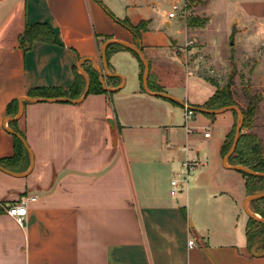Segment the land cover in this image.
<instances>
[{
  "label": "crops",
  "instance_id": "obj_1",
  "mask_svg": "<svg viewBox=\"0 0 264 264\" xmlns=\"http://www.w3.org/2000/svg\"><path fill=\"white\" fill-rule=\"evenodd\" d=\"M203 1L194 7L201 8L207 24L189 28L186 22V28L189 39L197 40L195 48L211 53L205 36L209 18L202 8L208 0ZM148 2L15 0L9 12L0 10V160L15 153L5 122L17 116L20 100L34 89L69 90L78 78L86 86L84 74L89 77L91 68L97 72L105 43L135 46L134 36L106 9L119 21L149 25ZM241 12L242 18L232 17L236 26L229 38L249 33L246 25L256 14ZM169 14L168 29L177 17ZM26 30L31 35L22 41ZM148 30L140 45L150 65V93L143 88L138 58L119 49L110 56L105 76L106 86L116 91L90 94L78 104L23 101L15 126L25 135L34 165L26 176L0 170V264H264L262 245L252 254L257 244L250 246L247 237L246 178L223 164L232 111L213 117L195 112L192 127L207 135L205 147L194 148L191 140L181 145L178 128L185 129V109L154 94L203 108L216 87L184 73L176 40H171V56L183 70L162 65ZM192 86L196 93L189 92ZM178 119L182 126L176 125ZM215 124L221 132L217 144L210 134ZM211 145L219 155L212 169L201 154ZM185 159L198 160L200 169L172 195L171 182ZM31 162L29 155V168ZM21 202L27 203L23 227L8 214ZM191 240L195 246L190 248Z\"/></svg>",
  "mask_w": 264,
  "mask_h": 264
},
{
  "label": "rangeland",
  "instance_id": "obj_2",
  "mask_svg": "<svg viewBox=\"0 0 264 264\" xmlns=\"http://www.w3.org/2000/svg\"><path fill=\"white\" fill-rule=\"evenodd\" d=\"M151 2H155L156 5H152ZM196 3L205 5L207 1L149 0L146 9V16L149 22L148 31L151 33L153 38L152 44L156 46V56L162 65H167L170 67L174 66L175 69H182L181 63L175 61L174 57L171 56V40H176L178 43L174 42V50L184 64V73H192L193 75H197L205 79L207 82L216 87V91L217 87L220 90L228 87L229 93L233 98L232 100L240 111L246 110L247 108L248 92L250 96H260L261 101L258 104V113L250 123H247V127L245 129H243V123L242 133L254 134L260 141L264 150V7L261 9L258 7L260 3H264V0H208V4L202 8L204 9V13H206V17L209 18V25L206 28L207 32L205 36L207 38L208 45L210 46L211 53L207 52V50L198 49L197 47L195 48V41H197L196 38H194V40L189 39V35L187 33L186 22L188 18H197L201 20L205 19L201 15V8L195 9L194 6ZM14 4L15 0H5L0 2V10L3 13L5 11L9 12L13 8ZM174 5H178L180 8L184 6L187 13L185 17H182L178 12L176 19L172 20L171 28L168 29L165 22L168 20L169 12L173 11ZM242 10L256 14L254 16V20L251 22L249 21L247 23L248 25H246L248 27L249 33L241 38L239 34L229 38L232 36L233 27L236 26L233 24V18H242L244 16L240 15ZM261 17L263 20L259 21ZM237 39L238 41H236V46L233 45L232 47L231 43H235V40ZM188 40H193L195 42L194 47L186 46ZM93 71L95 70L92 68L89 69V72L92 74ZM168 77V75H165L167 84L170 83V79ZM93 79L99 80V75L96 76V74H94ZM195 88L196 86H192L191 89H189V92L191 94L196 93ZM81 89L84 93L85 82L84 84L81 82ZM83 93L80 95V97L83 95ZM17 112L18 108L16 106V115ZM232 114L234 116V120L224 141L226 142L227 140V147H229L232 140L234 141L237 124L239 121L237 113L232 112ZM223 116L224 115H221L219 117L223 118ZM192 117H195V112L193 113ZM176 123L177 126H182L183 120L178 119L176 120ZM188 125L195 126V124L192 122ZM219 126L220 125L217 126L215 124L214 126L211 125L210 127V134L215 144H217L216 142H218L221 138V132L218 130ZM178 130V138L181 139V145L188 146V141L191 140L195 142V145L191 144L193 145L192 147L196 148L199 144L205 147V143L207 141L205 137L207 135L204 134V132L193 129V133L187 135L185 129L178 128ZM211 147L212 148L210 149L203 148L201 154H205L207 157L206 159H209L208 162L210 163V167L212 169L214 167L213 159L219 155L216 151V148L214 151L213 145H211ZM224 157L222 158L224 159ZM198 169H200V167ZM195 172L191 173L189 177V183L192 182V177ZM177 177L182 180L181 170L177 172ZM261 186H264V184H253V187H256L257 189H260ZM263 192L264 191L254 194ZM250 208L255 215L260 217L259 214L255 213L252 205H250ZM258 208H264V204H260ZM249 233L250 235L252 234V236H256L258 233L264 234V227L256 226L251 223L249 226ZM256 244L261 246L260 243Z\"/></svg>",
  "mask_w": 264,
  "mask_h": 264
},
{
  "label": "trees",
  "instance_id": "obj_3",
  "mask_svg": "<svg viewBox=\"0 0 264 264\" xmlns=\"http://www.w3.org/2000/svg\"><path fill=\"white\" fill-rule=\"evenodd\" d=\"M106 12L134 36L135 46L141 47L140 45L141 34L148 30V23L141 22L138 25H133L129 20H123V21L117 20L115 16L108 9H106ZM207 22H208L207 19L201 20L197 18H188L187 26L189 28H202L207 24ZM29 31L30 30H26V33L21 38L22 41L27 40V38L31 35ZM119 49L127 50L138 58L140 62V67H141V72H142L141 79L143 83L144 65L142 61L140 60L139 56L135 52L125 49L124 47L118 44H109L107 47L106 55H107L108 67H109L110 56L113 53L117 52ZM94 74H96V76L99 75L98 72L96 71H93V74L88 71V75L90 78V89H89L88 95L106 93V91L104 90L99 80L93 79ZM81 82L84 84V80L78 78L77 82L69 90H62L59 88L34 89L28 92V96L30 98H39V99H58V98H67V99H72V100L79 99L80 95L83 93V90L81 89ZM232 99L233 98L231 97L229 93L228 87L223 90H220L217 87V91L215 95L211 99H209V101L203 106V108L210 109V110H218V109H222L228 106H235V103L233 102ZM247 99H248V105H247L246 110H241L243 117H244L243 129H245L247 127V123H250L251 120L257 115L258 104L261 101L260 96H257V95L250 96L249 92H248ZM11 107H12L11 105L8 107V112H11ZM14 115H16V113ZM208 116L213 117V115H208ZM16 122L17 121L10 123V128L15 133L21 135L25 139V135L16 128L15 126ZM242 131L243 130H241L238 146L234 154L229 159V164L232 166H237V165L244 166L246 168L251 169L252 171L256 173L264 174V150L261 146L260 141L257 139V137L254 134H243ZM13 137H14L15 153L11 158L0 160V166L14 173L15 172L23 173V172H26L29 168V154L25 146L23 145V143L20 141V139L17 138L16 136H13ZM232 141L229 147H227L228 146L227 140L226 142H224L222 146V151H221L222 157L228 154L229 150L232 147ZM239 173H241L246 178V190L249 195H253L254 193L264 191V186H261L260 189L253 187L254 183L264 184V177L251 176L244 172H239ZM260 204H264V198L251 203V205L254 208L255 213L259 214V216L262 219H264V208H258ZM251 223L256 226L264 227L263 223L254 221L252 219L250 220V224ZM249 226L247 229V237L250 242V246H253L256 243H260L264 250V237H263L264 234L258 233L256 236H252V234L250 235Z\"/></svg>",
  "mask_w": 264,
  "mask_h": 264
},
{
  "label": "water",
  "instance_id": "obj_4",
  "mask_svg": "<svg viewBox=\"0 0 264 264\" xmlns=\"http://www.w3.org/2000/svg\"><path fill=\"white\" fill-rule=\"evenodd\" d=\"M109 44H118V45L124 47L125 49H128V50H131V51L135 52L139 56L140 60L142 61L143 65H144L143 88H144L145 92L150 93L149 85H148V78H149V74H150V65H149L148 60L144 56L142 47H136L134 45L126 44V43L119 42V41H110V42L105 43V45L102 47V51H101L102 64H99V65L95 64L96 70L100 74V83L102 84L104 90L106 92H114V91H116V89L108 88L106 86V84H105V76H109V74H108V61H107V55H106L107 47H108ZM84 76H85V79H86V86H85V90H84L83 95L79 99L70 100V99H67V98H58V99H41L39 101H43V102H59V103H76V104L81 103L88 96L89 89H90V78L86 74H84ZM154 95H156V96H158L160 98H163L165 100L178 103V104L182 105L184 109L188 108V109H190V110H192L194 112H198V113H201V114L218 115V114H221V113H224V112H227V111H232V112L237 113L239 121H238V124H237L235 138H234V142H233V145H232L231 149L229 150L228 154L223 159L224 167L227 168V169H230V170L237 171V172H244V173L249 174L251 176L264 177V174L256 173V172L252 171L251 169L246 168L244 166H240V165L232 166V165L229 164V159L234 154V152H235V150H236V148L238 146V143H239V140H240V134H241L242 126H243V123H244L243 114H242V112L239 110V108L237 106H228V107H224V108L218 109V110H210V109H205V108H193V107L188 106L183 101H181V100H179L177 98H174V97H172V96H170L168 94L158 93V94H154ZM24 100H28L30 102H36V100H34L32 98H22L20 100V108H19L17 116L15 118H8L7 119V121L5 122V130L8 133H10L11 135L16 136L17 138L20 139V141L23 143V145L25 146L26 150L28 151L32 162H31L30 168L27 170V172L22 173V174H16V173L10 172V171H8V170H6V169H4L3 167L0 166V170L6 172L7 174L13 175V176H26V175H28L32 171L33 165H34L33 164V154L31 152L26 140L21 135L15 133L9 126H7L8 122H13V121L19 120L22 117L23 112H24V106H23V101ZM263 198H264V192L263 193H259V194L249 195L248 198L245 201V211L250 216V218L252 220L264 224V219H262L261 217H257L255 215H253L250 212V210L248 209V204L249 203H252L254 201H257V200H260V199H263ZM258 247H259V245L257 244V245H255L252 248V251H253L252 254H254V252L256 250H258ZM262 255H264V251L262 252L261 256Z\"/></svg>",
  "mask_w": 264,
  "mask_h": 264
},
{
  "label": "built area",
  "instance_id": "obj_5",
  "mask_svg": "<svg viewBox=\"0 0 264 264\" xmlns=\"http://www.w3.org/2000/svg\"><path fill=\"white\" fill-rule=\"evenodd\" d=\"M178 12L181 14L182 17H185L187 13L186 8L184 6L180 8L178 5H174L173 11L169 14V18L170 19L175 18ZM194 45L195 42L193 40L190 41L188 40V42L186 43L187 47L189 46L194 47ZM193 113L194 111L185 108V130L188 135L192 134L194 129L192 126L188 125L193 120L192 117ZM185 151H188V149L185 148ZM199 167H200V163L196 159H187L182 163L181 165L182 180H180L177 176L172 180L171 182L172 195H176L177 193L185 189V187L188 185L189 177L191 173L195 172ZM26 200L34 202L36 198H28ZM26 205H27L26 202H21L20 205L14 208H10L8 211V214L11 217L15 218L17 223L22 227L25 225V220L27 216ZM188 245L190 248L194 247L195 241L194 240L189 241Z\"/></svg>",
  "mask_w": 264,
  "mask_h": 264
}]
</instances>
